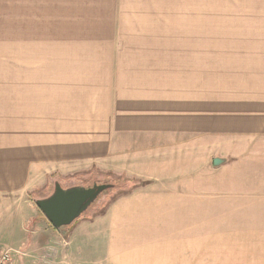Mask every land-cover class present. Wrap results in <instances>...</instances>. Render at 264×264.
<instances>
[{
    "label": "crops",
    "instance_id": "obj_1",
    "mask_svg": "<svg viewBox=\"0 0 264 264\" xmlns=\"http://www.w3.org/2000/svg\"><path fill=\"white\" fill-rule=\"evenodd\" d=\"M212 3L0 0V250L34 247L37 230L29 241L21 236L37 227L34 192L47 175L53 182L54 174L96 166L160 181L161 160L152 156L175 136L264 141V0H221L245 7L236 48H212ZM124 197L71 239L70 256L81 264H168L164 250L151 255L111 219ZM108 217L120 229L114 234L101 228ZM86 238L98 256L80 257L75 246Z\"/></svg>",
    "mask_w": 264,
    "mask_h": 264
},
{
    "label": "rangeland",
    "instance_id": "obj_2",
    "mask_svg": "<svg viewBox=\"0 0 264 264\" xmlns=\"http://www.w3.org/2000/svg\"><path fill=\"white\" fill-rule=\"evenodd\" d=\"M220 2L213 0L206 8L211 14L212 48H236L237 33L241 31L243 36L246 32L245 7ZM208 32L199 30L198 35ZM170 141L165 142L170 146L154 150L152 156L161 160L164 180H141L134 173L124 176L95 166L63 178L54 174L53 189L47 175L45 184L34 192L37 227L26 229L21 236L32 238L37 230L35 248L28 243L4 244L13 250L16 264H81L69 254L71 239L99 225L109 203L121 196L125 197L114 206L111 219L123 224L127 238H138L135 241L140 247L151 246V255L162 257L164 250L168 264H264V141H228L219 133L181 135ZM215 156L224 161L213 165ZM151 182L153 185L146 187ZM59 186L64 191L91 187L96 191L72 222L56 226L37 201L47 199L45 195L51 192L52 196ZM152 188L163 189L164 194L153 196L149 192ZM154 200L161 201V208L152 203ZM111 219H104L101 228L114 234L120 229L109 226ZM152 222L165 226L148 225ZM90 241L86 238L84 244L75 246L82 259L98 256L99 247ZM25 257H29L26 263Z\"/></svg>",
    "mask_w": 264,
    "mask_h": 264
},
{
    "label": "water",
    "instance_id": "obj_3",
    "mask_svg": "<svg viewBox=\"0 0 264 264\" xmlns=\"http://www.w3.org/2000/svg\"><path fill=\"white\" fill-rule=\"evenodd\" d=\"M223 161L224 158L215 156L213 165H218ZM95 191V187L64 191L59 186L52 196L38 200L37 204L54 225H66L82 212Z\"/></svg>",
    "mask_w": 264,
    "mask_h": 264
},
{
    "label": "built area",
    "instance_id": "obj_4",
    "mask_svg": "<svg viewBox=\"0 0 264 264\" xmlns=\"http://www.w3.org/2000/svg\"><path fill=\"white\" fill-rule=\"evenodd\" d=\"M13 256V250L4 247L0 250V264H10Z\"/></svg>",
    "mask_w": 264,
    "mask_h": 264
}]
</instances>
